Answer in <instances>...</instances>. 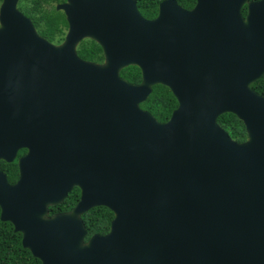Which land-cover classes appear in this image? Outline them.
I'll return each instance as SVG.
<instances>
[{
  "label": "water",
  "instance_id": "1",
  "mask_svg": "<svg viewBox=\"0 0 264 264\" xmlns=\"http://www.w3.org/2000/svg\"><path fill=\"white\" fill-rule=\"evenodd\" d=\"M17 2H0V159L26 152L15 182L0 169V219L22 246L41 264H264V0H162L153 19L135 0H68L60 44ZM84 37L102 63L78 56ZM155 84L177 100L166 121L140 107ZM74 183V207L48 215ZM99 205L109 230L84 240Z\"/></svg>",
  "mask_w": 264,
  "mask_h": 264
},
{
  "label": "trees",
  "instance_id": "2",
  "mask_svg": "<svg viewBox=\"0 0 264 264\" xmlns=\"http://www.w3.org/2000/svg\"><path fill=\"white\" fill-rule=\"evenodd\" d=\"M152 0H140L138 3H147ZM179 4L190 7L195 0H177ZM18 7L27 14L33 22L36 31L41 36L51 42H61L64 34L63 15L60 10L55 9L52 0H19ZM145 12L152 15L154 10L148 8ZM246 8H242L245 14ZM77 48L78 55L100 61L102 53L99 45L92 40L82 41ZM119 74L122 78L131 83H138L141 80L140 70L135 65L123 67ZM251 87L259 93L264 92V76L251 83ZM140 106L148 109L150 113L159 121L165 120L171 110L176 106V101L167 86L155 84L151 93ZM218 124L223 127L229 135L237 141L246 139V130L243 122L233 113L225 112L217 117ZM1 169L7 174L9 182H14L18 176L15 162L2 163ZM76 197L69 194L62 202L50 205L48 215L56 212L69 210ZM113 213L105 206H94L82 214V219L87 230L85 239L93 232L103 233L109 228ZM0 264H41L40 260L33 256L30 250L21 244V233L14 231L9 221L0 219Z\"/></svg>",
  "mask_w": 264,
  "mask_h": 264
},
{
  "label": "flooded vegetation",
  "instance_id": "3",
  "mask_svg": "<svg viewBox=\"0 0 264 264\" xmlns=\"http://www.w3.org/2000/svg\"><path fill=\"white\" fill-rule=\"evenodd\" d=\"M68 0H52V3H53V5H54V7H55V9H57L56 8V5L58 4V3H60V2H67ZM136 1V6H137V8H138V10H139V12L145 17V18H147V19H153V18H155L156 16H157V14H158V11H159V3L162 1V0H152V1H149V2H147L146 4L145 3H138V1H140V0H135ZM0 2H1V0H0ZM18 2H19V0H18ZM18 2H17V8L24 14V15H26L27 17H29L27 14H25L24 12H23V10H21L19 7H18ZM176 2H177V4H179L178 3V1L176 0ZM195 2H196V0H195ZM195 2H194V4H195ZM194 4L192 5V6H190V7H186V6H183V5H181V4H179L180 6H182V7H184V8H186V9H191L193 6H194ZM144 8L146 9V11H147V9L148 8H151V9H153L154 10V14H152V15H150V14H148L147 12H145V10H144ZM57 10H60V12L62 13V15H63V21L65 22V24H64V26H63V29H64V34H63V38H62V40H61V42L64 40V37H65V34H66V31L68 30V22H67V19H66V15L64 14V12L61 10V9H57ZM30 18V17H29ZM31 20V19H30ZM33 23V22H32ZM87 40H92L93 42H96L98 45H99V47H100V49H101V53H102V59L100 60V61H94V60H91V59H88V58H85V57H82V56H80V55H78L80 58H82V59H84V60H87V61H91V62H96V63H102L103 61H104V55H103V51H102V47H101V45L99 44V42L98 41H96L95 39H93L92 37H84V38H82L79 42H78V44H80L82 41H87ZM61 42H52V43H54V44H60ZM77 52V51H76ZM78 54V53H77ZM262 76H264V75H262ZM261 76V77H262ZM172 93V92H171ZM173 95V94H172ZM174 96V95H173ZM174 99H175V101H176V106H177V100H176V98H175V96H174ZM175 106V107H176ZM141 107V106H140ZM174 107V108H175ZM141 108H143V107H141ZM173 108V109H174ZM143 109H146V108H143ZM172 109V110H173ZM146 110H148V109H146ZM171 110V111H172ZM150 112V111H149ZM170 114H171V112H170ZM170 114H169V116H170ZM169 116L165 119V120H163V121H166L168 118H169ZM25 152H26V149L25 148H20L18 151H17V153H16V156H15V158L12 160V161H5V160H3V159H0V169H1V164L2 163H11V162H15L16 163V166H17V170H18V158L20 157V156H22L23 154H25ZM2 170V169H1ZM3 172H5L4 170H2ZM6 173V172H5ZM6 176H7V174H6ZM18 176H19V172H18ZM18 176H17V178H18ZM17 178H16V180H17ZM8 180V179H7ZM15 180V181H16ZM14 181V182H15ZM10 183H13V182H10ZM69 194H72L73 195V197H76V200H75V202H74V204H73V206L69 209V210H71L73 207H74V205L76 204V202L78 201V199H79V196H80V189H79V187H78V185H76V183H74V184H72V186H71V189H70V191L67 193V195H66V197L69 195ZM65 197V198H66ZM64 198V199H65ZM63 199V200H64ZM62 200V201H63ZM61 201V202H62ZM100 206V205H99ZM101 206H103V205H101ZM92 208V207H91ZM90 208V209H91ZM69 210H66V211H69ZM89 210V209H88ZM66 211H61V212H66ZM56 213H59V212H56ZM85 213V212H84ZM113 213V212H112ZM83 214V213H82ZM82 214L80 215V217L82 218ZM113 216H114V214H113ZM113 216H112V218H113ZM112 218H111V220H112ZM83 220V219H82ZM110 220V221H111ZM84 223V222H83ZM108 226H110V223H109V225ZM108 230H109V228H108ZM107 230V231H108ZM87 231V230H86ZM107 231L106 232H103V233H98V232H93V233H91L90 234V236L91 235H93V234H105V233H107ZM86 234H87V232H86ZM89 236V237H90ZM88 237V238H89ZM87 238V239H88ZM84 240H86V239H84Z\"/></svg>",
  "mask_w": 264,
  "mask_h": 264
},
{
  "label": "rangeland",
  "instance_id": "4",
  "mask_svg": "<svg viewBox=\"0 0 264 264\" xmlns=\"http://www.w3.org/2000/svg\"><path fill=\"white\" fill-rule=\"evenodd\" d=\"M78 45H79V44H77L76 47H75L76 51H77V48L79 47ZM77 53H78V52H77Z\"/></svg>",
  "mask_w": 264,
  "mask_h": 264
},
{
  "label": "clouds",
  "instance_id": "5",
  "mask_svg": "<svg viewBox=\"0 0 264 264\" xmlns=\"http://www.w3.org/2000/svg\"><path fill=\"white\" fill-rule=\"evenodd\" d=\"M243 7H245V5H244ZM250 86H251V85H250Z\"/></svg>",
  "mask_w": 264,
  "mask_h": 264
}]
</instances>
